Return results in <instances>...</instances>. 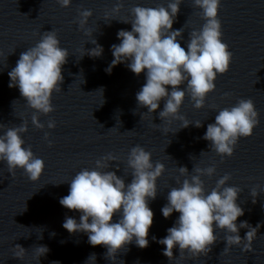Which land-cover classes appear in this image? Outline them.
Instances as JSON below:
<instances>
[{
  "label": "water",
  "instance_id": "water-1",
  "mask_svg": "<svg viewBox=\"0 0 264 264\" xmlns=\"http://www.w3.org/2000/svg\"><path fill=\"white\" fill-rule=\"evenodd\" d=\"M170 0H123L118 19H132L131 9L141 7H167ZM118 0H73L63 8L56 0H0V136L7 129L27 122L28 131L22 134L25 147L45 163L39 182H32L27 174L16 169L8 171L6 162H0V264H37L34 250L46 246L49 251L39 258V264H264V0H221L218 18L222 25V40L232 53L230 70L218 75L215 90L209 94L205 107L196 109L190 95L186 96L180 115L193 122L175 133L181 121H162L160 108L150 114L138 105L136 94L145 83V74L137 76L121 63L111 74L106 68L114 59L111 46L119 44L117 32L131 31V24L113 19L105 22V14L117 5ZM174 19L172 30H180L178 42L187 51L193 31H200L205 23L202 10L194 0H184ZM93 12L88 29L104 51L101 57L92 58L82 52L95 47L90 37L79 28V11ZM55 31L61 46L69 51L67 63L62 66L63 82L60 92L52 98L54 111L44 115L35 112L20 95L18 88H10V72L22 52L34 47L46 32ZM171 91V86H168ZM186 88L185 84L180 85ZM240 99H251L259 113V125L250 138H241L231 157H221L203 139L209 124L215 123L218 112L235 106ZM38 115L43 129L36 128L32 116ZM49 121L56 123L49 129ZM202 126L197 128L195 122ZM47 134L48 139H45ZM51 144V146H49ZM143 147L151 153L153 163L164 164L166 171L158 180L157 197L149 200L154 213L149 229V246L141 249L135 242L118 252L115 260L106 258V247L91 246L85 233H69L63 228L66 217L79 222L80 213L63 207L59 201L68 195L71 179L82 169L101 172L112 171L127 186L132 182V170L127 161L131 149ZM116 157L109 167L96 168V161L108 156ZM215 167L212 177L201 179L206 192L216 187L224 175H230L228 186L241 189L237 203L244 215L237 220L247 221L252 227L260 225L253 251L245 253L233 246L224 255L226 233L217 229V241L207 255L173 262L164 256V245L158 240L175 225L179 213L165 218L161 209L168 203L167 195L179 187L185 178L195 175L196 167ZM186 167L188 177L180 175ZM260 192L256 203L251 191ZM120 215L113 216L117 222ZM248 229H240L243 239ZM153 237L156 240H153ZM19 245L24 260L13 255ZM187 256V253H185ZM179 259V248L173 249Z\"/></svg>",
  "mask_w": 264,
  "mask_h": 264
},
{
  "label": "clouds",
  "instance_id": "clouds-1",
  "mask_svg": "<svg viewBox=\"0 0 264 264\" xmlns=\"http://www.w3.org/2000/svg\"><path fill=\"white\" fill-rule=\"evenodd\" d=\"M183 2L170 0L167 7L135 6L131 9L132 19L129 20L117 18L123 9V0H118L104 18L105 22L116 19L131 24V31L121 29L117 32L120 43L111 46L114 59L106 72L111 74L114 67L126 63L137 76L145 74V83L136 94L138 105L152 114L160 108L163 100L160 119L169 123L174 120L182 122L181 127L175 130L166 128V133H175L193 123L180 115L186 96L190 95L196 109L204 108L207 97L216 88L218 75L230 70L233 58L222 40V25L218 18L221 0H194L195 6L202 10L205 23L200 31L191 33L187 51L181 47L178 42L181 31H173L172 28ZM56 3L69 8L73 0H56ZM78 15L79 28L95 45L87 53L84 50L80 57L85 54L92 58L101 57L104 49L87 27L93 12L83 9ZM68 56L69 51L61 46L57 33L46 32L34 47L20 54L16 66L8 72L9 87L18 88L35 112L51 114L54 111L52 98L54 93L61 91L59 85L64 79L62 66L67 63ZM185 82L186 88L181 89L180 85ZM168 86H171V91ZM259 122V113L253 101L240 99L235 106L218 112L215 123L208 125L203 139L209 141L212 150L221 157H231L239 140L250 138ZM32 123L36 128H44L38 115L32 116ZM195 126L199 128L202 124L197 121ZM47 127L55 129L56 123L49 121ZM27 131L25 121L0 136V162H6L12 176L16 169H21L32 182L37 183L45 171V163L34 155L30 146L25 147L22 134ZM45 139H48L47 134ZM110 161H116V157L109 154L97 160L96 168H108ZM127 164L133 176L127 186L115 172L85 168L71 179L68 195L59 201L63 207L80 213L79 222L66 217L63 228L72 234H87L88 243L93 247L105 246L106 258L112 260L133 242L141 249L149 246V229L153 225L154 213L148 201L156 199L157 182L166 171L164 164H154L151 153L139 145L131 149ZM194 171L196 174L190 179L177 180L179 187L171 188L167 195L168 203L161 209L165 218L174 212L179 213L175 225L167 230L164 238L158 240L165 246L162 254L173 262L207 255L218 239L215 234L217 229L226 233L224 255L233 246L241 247L245 253L252 252L260 225L252 227L247 221L237 224L238 218L244 215V210L237 203L242 190L228 186L231 176L226 174L217 181L215 188L206 192L201 177L214 176L216 168L196 167ZM179 172L181 176H189L186 167H180ZM259 194L255 189L251 191L253 203H256ZM117 214L120 218L113 222V216ZM242 228L248 229L243 239L239 235ZM153 240L156 238L153 237ZM177 247L180 250L179 259L173 257V249ZM48 251L46 246L35 248L37 264ZM13 255L23 261L27 254L17 245ZM93 260L95 254L89 257L87 264Z\"/></svg>",
  "mask_w": 264,
  "mask_h": 264
}]
</instances>
